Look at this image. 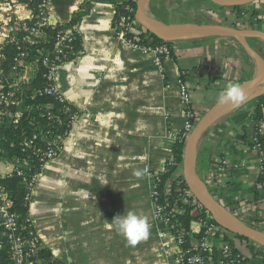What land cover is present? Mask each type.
I'll list each match as a JSON object with an SVG mask.
<instances>
[{
  "label": "crops",
  "instance_id": "crops-1",
  "mask_svg": "<svg viewBox=\"0 0 264 264\" xmlns=\"http://www.w3.org/2000/svg\"><path fill=\"white\" fill-rule=\"evenodd\" d=\"M85 1L47 0L46 11L56 24L67 23ZM122 1H91L75 27L82 52L65 60L56 74L55 85L75 107L76 118L59 155L42 165L28 213L41 244L63 264H173V251H164L157 235L150 188L174 155L172 144L180 141L187 119L179 80L189 86V107L198 120L229 83L239 85L257 72L253 58L224 35L178 41L176 58L159 61L156 54L117 34L115 5ZM166 5L164 0H148L145 11L157 21L178 23L161 19L160 7ZM252 7L258 14L249 21L206 0L193 15L182 17L190 21L181 22H240V28L264 33V0ZM32 16L28 4L0 0V58L6 43ZM12 25L17 32L10 31ZM247 39L264 58V35ZM263 92L264 83L251 89L199 139L206 146L198 173L202 181L225 206L259 223L264 221V189L259 183L257 195L251 189L259 162L244 137L254 133L252 111ZM260 130L264 134V122ZM11 169V163L0 160L2 175ZM137 171L142 175L137 177ZM181 173L180 164L174 174ZM127 211L145 216L150 225L148 238L136 245H129L112 226L114 217Z\"/></svg>",
  "mask_w": 264,
  "mask_h": 264
},
{
  "label": "trees",
  "instance_id": "trees-1",
  "mask_svg": "<svg viewBox=\"0 0 264 264\" xmlns=\"http://www.w3.org/2000/svg\"><path fill=\"white\" fill-rule=\"evenodd\" d=\"M29 5L33 11V16L26 23L32 25L37 19L38 6L41 0H19ZM91 1L86 0L82 7L75 11L70 20L67 23L49 25H41L43 36L41 39L30 42L23 41V34L19 33L14 38L18 41H9L6 43L2 50V57L0 58V82L4 85L3 91H13V102L10 104V110L12 114L19 113L18 117L14 115L9 116L7 114H0V160L10 162L14 164V171L11 174L0 173V186L4 187L8 196L13 201L12 211L16 214L17 221L20 224H24L26 218L29 217V201L26 199L28 193L26 182L24 178L30 179L34 174H39L42 168V161L40 160V153L36 151L37 147L45 148V142L41 139V136L51 131L53 133H64L68 130L69 111H66V107H69L71 111H75V107L67 102H59L54 96L48 94H40L39 90L45 86V66L42 64V58L52 52L55 35L58 30H64L66 28L72 29V41L71 52L66 55L65 60L73 58L74 56L82 52L81 36L76 30V25L80 21L83 15H85L90 8ZM112 1V0H106ZM206 0H199L198 3L202 4ZM197 3V4H198ZM251 5V6H250ZM253 3L245 6H229L227 7L238 18L243 20L252 21L255 15L258 14L257 9L252 7ZM223 7V6H218ZM152 8V7H151ZM132 9V10H130ZM136 0H123L115 5V15L113 19V26L116 30L118 27V20L121 15L129 14L135 15ZM155 15L156 8L151 9ZM158 16V15H155ZM159 17V16H158ZM160 18V17H159ZM166 21L165 18H161ZM166 23V22H165ZM235 23V22H234ZM232 23V24H234ZM125 38L134 42L137 46H151L165 43L172 45L176 42L163 41L149 32H141L139 34H133L127 32ZM200 41H205L204 38H200ZM27 52L26 61L31 63L32 73L29 75V79L22 80L17 86H12L15 78L18 76L12 70L13 58L17 52V46ZM177 53L174 49L170 50L169 56L176 58ZM164 56V55H161ZM164 57H161V60ZM184 76L181 74V78ZM17 87V88H16ZM16 89V90H15ZM60 119V122L58 120ZM264 122V92L257 98L256 104L252 111V123L254 127V133L250 138L244 137L248 140L249 145L257 146V152L259 155L264 156V134L261 133L260 123ZM33 134H38L40 138L36 141V145L25 147L24 141L31 137ZM183 145L184 141H176L172 144V151L174 153V159L176 164L172 166L167 172L160 175L158 182V189L160 194L157 197L158 203H167L168 208L180 205L186 209L185 213H179L177 217L181 227L188 228L189 220L191 216L188 213L190 208V201L182 202L181 197L188 188L182 175H175L174 172L177 167L182 164L183 160ZM206 151V146L203 141L197 143L195 148V168L197 172L202 168L203 155ZM26 161V164L24 162ZM21 164V165H19ZM24 164V166H23ZM264 167V166H263ZM17 168L20 173H17ZM261 183L264 189V174L258 175L257 182L252 186L254 195L259 193L257 184ZM167 184L168 188L164 189V185ZM176 217V218H177ZM2 227L0 225V231ZM243 238V237H241ZM184 247L189 245V240L186 237ZM250 252L252 255L257 256L264 263V249L250 246ZM33 259L36 264H63L57 258H55L51 251L41 245ZM0 264H12V260L9 256L8 242L6 238L2 239V245L0 246Z\"/></svg>",
  "mask_w": 264,
  "mask_h": 264
},
{
  "label": "built area",
  "instance_id": "built-area-1",
  "mask_svg": "<svg viewBox=\"0 0 264 264\" xmlns=\"http://www.w3.org/2000/svg\"><path fill=\"white\" fill-rule=\"evenodd\" d=\"M46 4L47 0H41L38 6L39 9L37 19L32 25H28L27 23L22 25L19 33L23 34V41L35 42L41 39L43 36L41 25H56L55 21H53L47 14ZM237 23V26L241 27L240 22ZM118 27L119 29L116 30L117 34L124 38L127 32H131L133 34H139L142 31L147 32L137 22L135 15H121L118 20ZM16 28L17 27H15V25H12L10 27V31L17 32ZM13 40L18 41L14 37ZM71 41V28L58 30L55 35L52 52L42 58V64L46 69L44 74L46 82L43 89L39 90L38 93L52 95L59 102H66V100L65 97L58 91L55 85V79L60 66L66 58V55L71 52ZM128 41L137 46L134 42L130 40ZM175 45L176 43L172 45L162 43L154 47H137L142 48L144 51L156 54L160 61L161 57L169 56L170 50L175 49ZM26 56L27 52L24 48H21V46L18 45L12 65V70L18 75L16 77L18 81L29 79V72L32 70L31 63H28L25 59ZM3 87L4 85L0 82V114H7L9 116L14 115L15 117H18V113L12 114L9 108L10 104L13 102L14 92H4ZM178 87L181 100L185 105L187 117L184 129L181 132L179 139L185 141L197 122V119L194 111L189 107L191 96L188 84L186 81L181 79L179 80ZM65 110L69 111V120L67 124L68 130L64 133H53V131H51L41 136V139L45 142V148L43 149L41 147H37L36 151L40 153V160L43 162L42 165L47 160L56 157L60 153L63 139L69 132V128L76 118V111H71L69 107H66ZM58 122H60V119ZM39 138L40 136L38 134H33L23 142L24 146L30 147L36 145V141ZM252 148L258 155V174H264V156L258 154V148L256 145H253ZM24 164H26V161ZM175 164L174 155H172L163 165L161 171L155 174L150 188V197L153 202V219L158 226L157 235L160 240L161 248L164 249V251H173V264H264L260 258L252 255L250 252V246L262 249L264 248L248 239L241 238L240 236L231 233L217 223L211 212L195 196L189 187L181 196L183 197L182 202L186 203L190 201L191 205L187 210L191 216L188 228L184 229L181 227L179 218L177 217L179 213L186 212V209H184L183 206L180 205L179 207L174 206L172 208H168L167 203H158L157 197L160 194V191L157 187L160 175L167 172ZM14 169L15 167L12 165L11 171L6 174H11ZM17 173H20L18 168ZM37 176L38 174H34L30 179L24 178V181H27L26 187L28 193L26 194V199L29 202L31 200V192ZM259 184L261 186V183ZM167 188L168 185L165 184L164 189ZM12 204L13 201L8 196L7 191L4 187L0 186V225L2 227V230L0 231V246L2 245V239L6 238L12 264H36V261L33 259V255H35L38 248L42 245L41 241L33 228L30 217L26 218L24 224H20L17 221L16 214L11 209ZM227 208L249 226L262 231L264 230V221H262V223L254 220L246 221L242 218L238 209H231L230 207ZM191 222H193L192 225ZM186 237L189 240V245L184 247L183 244Z\"/></svg>",
  "mask_w": 264,
  "mask_h": 264
},
{
  "label": "water",
  "instance_id": "water-1",
  "mask_svg": "<svg viewBox=\"0 0 264 264\" xmlns=\"http://www.w3.org/2000/svg\"><path fill=\"white\" fill-rule=\"evenodd\" d=\"M209 1L218 6L229 7L245 6L257 0ZM147 2L148 0H136L135 19L147 32L156 36L157 38L163 41L176 42L191 38L224 35L234 39L240 45V47L253 58L257 65L256 74L239 84L240 90L244 97L243 101L246 99L251 89L264 83V58L250 45L247 39L249 35H264V33L253 31L247 28H240L228 23H163L153 19L146 13L145 6ZM240 104H222L217 101L202 117L197 120L193 129L184 141L182 177L195 196L211 212L217 223H219L231 233L248 239L264 248V231L249 226L225 205H223L202 181L195 168V148L202 134L220 116L239 106Z\"/></svg>",
  "mask_w": 264,
  "mask_h": 264
},
{
  "label": "clouds",
  "instance_id": "clouds-1",
  "mask_svg": "<svg viewBox=\"0 0 264 264\" xmlns=\"http://www.w3.org/2000/svg\"><path fill=\"white\" fill-rule=\"evenodd\" d=\"M244 97L239 85L229 83L225 90L218 94L220 103L240 104ZM137 177L142 173L137 171ZM113 227L118 235L122 236L129 245H136L139 241L147 239L150 234V225L145 216L139 215L134 211L124 212L122 215H117L113 219Z\"/></svg>",
  "mask_w": 264,
  "mask_h": 264
},
{
  "label": "rangeland",
  "instance_id": "rangeland-1",
  "mask_svg": "<svg viewBox=\"0 0 264 264\" xmlns=\"http://www.w3.org/2000/svg\"><path fill=\"white\" fill-rule=\"evenodd\" d=\"M198 1L199 0H164V5H165V3H167V5L164 6V8L160 7L161 9H164V11L162 12V14H159V16L161 18H165V19L167 18L166 20H168L170 22H172V21L181 22L184 20L190 21L189 18H183L182 19V17L183 16L189 17V16L193 15V13L195 12V9L197 10L201 6V4L198 3ZM30 73H32V70ZM17 81H18L17 78H15V81L12 83L13 86H14V83L16 85L19 84L20 81H18V82ZM54 158L55 157H53L51 159H54ZM47 161H49V160H47ZM11 164L14 165L13 163H11Z\"/></svg>",
  "mask_w": 264,
  "mask_h": 264
}]
</instances>
